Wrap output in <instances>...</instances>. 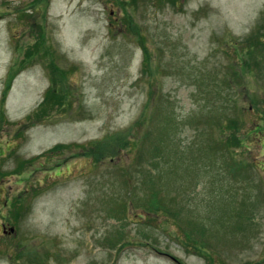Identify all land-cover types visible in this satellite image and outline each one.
<instances>
[{"label":"rangeland","instance_id":"rangeland-1","mask_svg":"<svg viewBox=\"0 0 264 264\" xmlns=\"http://www.w3.org/2000/svg\"><path fill=\"white\" fill-rule=\"evenodd\" d=\"M50 87L69 96L30 123ZM3 91L0 264H264V0H0ZM214 105L243 109L229 150ZM150 113L170 158L139 165ZM155 164L168 213L139 200Z\"/></svg>","mask_w":264,"mask_h":264},{"label":"trees","instance_id":"trees-1","mask_svg":"<svg viewBox=\"0 0 264 264\" xmlns=\"http://www.w3.org/2000/svg\"><path fill=\"white\" fill-rule=\"evenodd\" d=\"M132 28V27H131ZM258 53V48H249V53L247 54L248 57V61L249 62H253L255 60V57L257 56ZM49 58H47L45 55H40V58H42L44 61L48 62V64L50 66H52V68L54 69V74L57 73V75H59V73H61V70L59 68V66H56L53 62L52 59H55L54 54L49 51ZM29 60H32L33 57H31V55L27 56ZM257 66V65H256ZM9 75H8V83H9ZM51 85H53V82L51 81ZM56 87L59 86V84L56 82ZM62 88H49L44 95V100L43 102L40 104L41 106L39 107V111L37 113L38 116H44L48 113V110L52 108L53 104L55 102H61L64 99L66 100V98L68 97V90L66 92H62L61 90ZM5 97H6V93L3 92V94L1 95V101L0 103L5 102ZM48 109V110H47ZM223 113H226V111H224ZM243 113V110H236L234 115H230L229 117L225 118L223 120L222 118V114L219 117V112H217L215 110V118L217 121H213L216 129L217 127L223 125V126H227L228 130L233 129L232 134L230 135L231 137H229L230 139H228L227 141H223V142H219V147L221 148V145L226 143L227 148H225V150L228 149V147L230 146L229 142L231 140H234L235 142L238 141V138L236 137L238 130L240 128H242V124L237 125V123H241V114ZM214 116V115H213ZM219 117V118H218ZM32 118V117H31ZM30 118V119H31ZM144 119V118H143ZM227 122H230L231 124L228 125ZM259 124V123H258ZM264 125H262L261 127H263ZM260 126L258 125H254V127L252 129H250L251 131H254L256 128H259ZM153 137V132L151 131V129H148V127H146V130L142 133L141 137L139 138V145H141V148H139V162H141L139 165H143V163H148L150 160H153L154 158L160 157V159H162L161 157L169 159L170 156L169 154L166 155V151L165 147L163 146V141H159L157 138H152ZM62 148H58L57 150H60ZM229 150V149H228ZM168 153H169V149H168ZM75 158V157H74ZM233 160V165L236 164V162L238 161V159H236V157H232ZM155 167L157 168V173L154 174L152 172V170L148 167V171H141L143 173V177L140 180V183L142 184V187H140V189L142 190V192H146L145 194H143L140 197V201H143L146 205V209L147 212H151L154 211L156 212L157 210H164L167 211L168 210V203H166V199L163 195V193L166 191V184L163 183L164 179H166L168 177V173L165 172L164 168L162 170V168H160L159 164H155ZM139 189V188H138ZM137 192H139V190H137ZM140 193V192H139ZM139 205H141L142 207H144L145 205L143 203H138ZM137 217L139 219H143L142 215L137 214ZM198 227V226H197ZM194 228V227H193ZM199 228V227H198ZM200 230L203 231V233L201 234L198 231H194V234L199 233L200 237L202 239H204L205 237V233L204 230L199 228ZM189 238V235H188ZM192 243L194 244V247L197 248V245L200 246H205L203 243L201 244H197L195 241H192ZM197 252L199 253H206L205 250H200V249H195Z\"/></svg>","mask_w":264,"mask_h":264}]
</instances>
